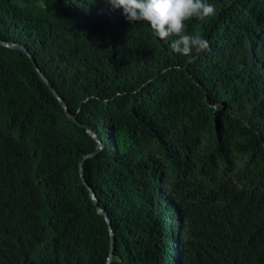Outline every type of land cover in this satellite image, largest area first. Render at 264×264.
<instances>
[{"label":"trees","instance_id":"16d2710c","mask_svg":"<svg viewBox=\"0 0 264 264\" xmlns=\"http://www.w3.org/2000/svg\"><path fill=\"white\" fill-rule=\"evenodd\" d=\"M207 2L192 63L105 0H0V264H264V0Z\"/></svg>","mask_w":264,"mask_h":264},{"label":"clouds","instance_id":"9594fccd","mask_svg":"<svg viewBox=\"0 0 264 264\" xmlns=\"http://www.w3.org/2000/svg\"><path fill=\"white\" fill-rule=\"evenodd\" d=\"M114 9H122L129 23H145L170 49L194 63L199 54L210 51L209 42L201 35L187 32L188 21H204L216 9L207 0H105Z\"/></svg>","mask_w":264,"mask_h":264},{"label":"water","instance_id":"95a60500","mask_svg":"<svg viewBox=\"0 0 264 264\" xmlns=\"http://www.w3.org/2000/svg\"><path fill=\"white\" fill-rule=\"evenodd\" d=\"M36 66V69L37 71L39 72V74L42 76L43 80L46 82V84L49 86V88L54 92V94L56 96H58L57 92L54 90V88L52 87V85L50 84V82L48 81V79L43 75L42 71L40 70V68L38 67V65H35ZM59 100L61 101V104L62 106L65 108L66 110V113L68 115V117L71 118V113L69 112L67 106L65 105L64 101H62L60 98ZM96 139L99 141V147L97 148L96 152H94V154H92L91 156H95L98 151L102 148V144H101V141L98 139V137H96ZM82 164V163H81ZM82 179H83V182L87 185L85 179H84V176L82 174ZM91 196H92V199L93 201L95 202V205L99 208L100 212L103 213V211L100 209V205H99V202L97 201V198H96V195L94 194V192L92 191L91 192ZM108 224H109V228H110V232H111V248L113 249V245H114V236H113V229H112V225H111V222L110 220H108Z\"/></svg>","mask_w":264,"mask_h":264}]
</instances>
